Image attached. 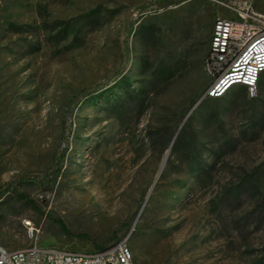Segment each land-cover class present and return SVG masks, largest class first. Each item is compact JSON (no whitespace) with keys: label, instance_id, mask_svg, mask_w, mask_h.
Instances as JSON below:
<instances>
[{"label":"rangeland","instance_id":"1","mask_svg":"<svg viewBox=\"0 0 264 264\" xmlns=\"http://www.w3.org/2000/svg\"><path fill=\"white\" fill-rule=\"evenodd\" d=\"M229 16L216 0H0V246H26L29 221L62 249L125 240L134 264H264V88L203 97Z\"/></svg>","mask_w":264,"mask_h":264},{"label":"built area","instance_id":"2","mask_svg":"<svg viewBox=\"0 0 264 264\" xmlns=\"http://www.w3.org/2000/svg\"><path fill=\"white\" fill-rule=\"evenodd\" d=\"M216 1L231 16L214 20L204 60L211 81L203 97H220L235 85L253 94L264 72V13L254 0ZM25 228L28 244L17 249L0 246V264H134L125 240L105 248L70 250L40 244V231L29 221Z\"/></svg>","mask_w":264,"mask_h":264},{"label":"trees","instance_id":"3","mask_svg":"<svg viewBox=\"0 0 264 264\" xmlns=\"http://www.w3.org/2000/svg\"><path fill=\"white\" fill-rule=\"evenodd\" d=\"M236 86V88L237 89H239V90H241L244 94H246V92H247V88H246V86H244V85H235ZM234 87V86H233ZM232 88V87H231ZM230 88V89H231ZM263 88H264V72L263 73H261L260 75H259V77H258V79H257V82H256V93L257 94H261L262 93V90H263ZM230 89L227 91V92H225L222 96H220V97H215V98H207V99H211V100H213V101H216V100H219V99H222V98H224L226 95H228V92L230 91ZM179 136L177 135L176 137H175V139L173 140V143H172V147H173V149L177 146V144H178V141H179ZM61 227L63 228V230L68 234L69 232L67 231V229L61 224Z\"/></svg>","mask_w":264,"mask_h":264},{"label":"bare ground","instance_id":"4","mask_svg":"<svg viewBox=\"0 0 264 264\" xmlns=\"http://www.w3.org/2000/svg\"><path fill=\"white\" fill-rule=\"evenodd\" d=\"M88 202V201H87Z\"/></svg>","mask_w":264,"mask_h":264}]
</instances>
